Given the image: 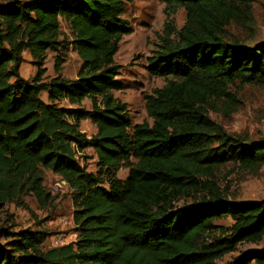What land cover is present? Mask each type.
Instances as JSON below:
<instances>
[{
	"label": "trees",
	"instance_id": "obj_1",
	"mask_svg": "<svg viewBox=\"0 0 264 264\" xmlns=\"http://www.w3.org/2000/svg\"><path fill=\"white\" fill-rule=\"evenodd\" d=\"M160 1L167 17L183 9L186 21L180 30L167 24L148 60V73L165 80L145 96L151 125H133L115 97L124 89L115 56L132 31L123 15L133 0L0 4V216L29 193L46 208L44 172L51 171L71 191L76 234L45 249L47 231L1 225L0 264H216L239 244L264 241V200L229 201L216 183L230 164L261 170L264 141L229 134L209 114L219 104L236 110V82L264 87V44L244 47L227 36L232 24L252 20L253 0ZM62 22L81 60L76 79L59 75L58 59L53 79L40 69L24 80L23 53L42 63L61 45ZM85 120L97 128L90 139L80 131ZM86 149L97 156L96 174L77 160ZM225 219L231 227L216 224ZM252 263L264 264V252L235 261Z\"/></svg>",
	"mask_w": 264,
	"mask_h": 264
},
{
	"label": "rangeland",
	"instance_id": "obj_2",
	"mask_svg": "<svg viewBox=\"0 0 264 264\" xmlns=\"http://www.w3.org/2000/svg\"><path fill=\"white\" fill-rule=\"evenodd\" d=\"M8 1L0 0V4ZM165 7L160 0H133L127 5L123 15L132 31L123 38L115 56V64L121 68L118 80L124 85L123 91L115 93V97L127 104L133 125L152 124L146 113L145 96L162 88L165 80L148 73V60L158 48L160 37L165 35L167 24L168 27L173 26L180 30L186 21L183 9H178L169 18L165 13ZM251 18L250 22L232 24L227 29L230 40H236L244 47L264 44V0L252 1ZM59 40L61 45L57 51H48L42 63L29 51L23 53L19 72L24 80L31 81L40 69L44 71L45 80L53 79L57 76L55 64L58 59L62 60L59 75L68 80L76 79L81 60L71 45V30L64 22L61 23ZM230 91L237 95L239 100L236 110L230 111L226 106L219 104L217 111L209 112L210 118L229 134L247 137L251 141H264V87L243 86L236 82ZM46 97V94H43V100H46ZM62 104L68 105L66 102ZM83 108L91 110V102L84 101ZM80 131L90 139L97 133V128L90 120H85L81 122ZM77 160L87 172L96 174L98 160L92 149L79 152ZM127 175L128 169L123 168L117 174V178L124 180ZM44 178V186L51 195L50 204L41 209L31 193L22 195L5 206L1 212L0 226L9 224L8 226H14L15 230L39 228L45 230L50 234L45 244V249H48L53 248L52 241L61 234L67 237L68 242H72L75 232L71 223L74 207L71 191L59 176L51 171H45ZM216 183L229 201L246 203L264 200V167L258 172H249L230 164L217 173ZM190 200H182L179 205ZM8 216H11V221L3 223ZM61 224L64 225L62 231ZM216 224L229 228L233 222L225 219ZM262 252L264 241L258 244L242 243L216 264H235V261L244 255Z\"/></svg>",
	"mask_w": 264,
	"mask_h": 264
},
{
	"label": "built area",
	"instance_id": "obj_3",
	"mask_svg": "<svg viewBox=\"0 0 264 264\" xmlns=\"http://www.w3.org/2000/svg\"><path fill=\"white\" fill-rule=\"evenodd\" d=\"M62 223V222H61ZM73 223V222H71ZM74 225V224H73ZM61 228L60 229L61 231L64 229V225L61 224ZM61 233V232H60ZM70 242H68L67 240V237H65L64 234H61L58 238H55L53 241H52V247L53 248H56V247H61V246H64L66 244H69Z\"/></svg>",
	"mask_w": 264,
	"mask_h": 264
},
{
	"label": "crops",
	"instance_id": "obj_4",
	"mask_svg": "<svg viewBox=\"0 0 264 264\" xmlns=\"http://www.w3.org/2000/svg\"><path fill=\"white\" fill-rule=\"evenodd\" d=\"M50 223V222H49ZM59 231V230H58ZM76 240V234L74 233V238L71 240L72 242Z\"/></svg>",
	"mask_w": 264,
	"mask_h": 264
}]
</instances>
